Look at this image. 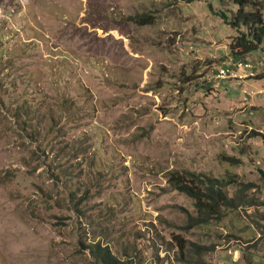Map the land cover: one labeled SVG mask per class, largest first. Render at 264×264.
Masks as SVG:
<instances>
[{
	"label": "rangeland",
	"instance_id": "1",
	"mask_svg": "<svg viewBox=\"0 0 264 264\" xmlns=\"http://www.w3.org/2000/svg\"><path fill=\"white\" fill-rule=\"evenodd\" d=\"M227 8L0 0V264H99L97 244L131 264H264V45L233 55ZM176 172L235 205L203 220Z\"/></svg>",
	"mask_w": 264,
	"mask_h": 264
},
{
	"label": "trees",
	"instance_id": "2",
	"mask_svg": "<svg viewBox=\"0 0 264 264\" xmlns=\"http://www.w3.org/2000/svg\"><path fill=\"white\" fill-rule=\"evenodd\" d=\"M228 5L227 11L230 16L224 15L229 26L233 30L241 29V33L232 39L230 52L235 56H246L252 54L264 45V7L259 9L246 10L252 7V0H218ZM263 5V4H262ZM151 23L152 20H145ZM20 112V111H19ZM18 112V113H19ZM23 114L24 111H21ZM36 135V132H32ZM170 183L178 191L187 194L196 201V206L203 220L210 215H220L222 207L235 205V202L224 191L223 181L205 176L203 174L173 173ZM180 249L184 252L187 249L186 242L178 237ZM91 253L99 264H131L129 260L118 258L109 247H101L100 244L89 247Z\"/></svg>",
	"mask_w": 264,
	"mask_h": 264
},
{
	"label": "built area",
	"instance_id": "3",
	"mask_svg": "<svg viewBox=\"0 0 264 264\" xmlns=\"http://www.w3.org/2000/svg\"><path fill=\"white\" fill-rule=\"evenodd\" d=\"M228 73H229L228 71L227 72H220V75L224 76V75H228ZM233 76H235V74Z\"/></svg>",
	"mask_w": 264,
	"mask_h": 264
},
{
	"label": "bare ground",
	"instance_id": "4",
	"mask_svg": "<svg viewBox=\"0 0 264 264\" xmlns=\"http://www.w3.org/2000/svg\"><path fill=\"white\" fill-rule=\"evenodd\" d=\"M220 72H226L225 69H221Z\"/></svg>",
	"mask_w": 264,
	"mask_h": 264
},
{
	"label": "crops",
	"instance_id": "5",
	"mask_svg": "<svg viewBox=\"0 0 264 264\" xmlns=\"http://www.w3.org/2000/svg\"><path fill=\"white\" fill-rule=\"evenodd\" d=\"M227 72V70H225Z\"/></svg>",
	"mask_w": 264,
	"mask_h": 264
}]
</instances>
